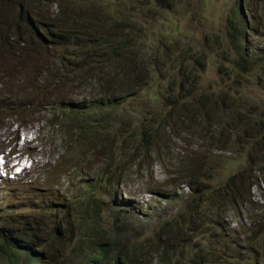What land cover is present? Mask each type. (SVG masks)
<instances>
[{
    "label": "rangeland",
    "instance_id": "rangeland-1",
    "mask_svg": "<svg viewBox=\"0 0 264 264\" xmlns=\"http://www.w3.org/2000/svg\"><path fill=\"white\" fill-rule=\"evenodd\" d=\"M136 1H133L131 11L126 10L131 14L129 21L107 9L108 6L117 8L121 0H70L68 5L90 10L103 7L113 20L123 21L114 26L110 23L112 32H115L133 20L138 23L146 21L140 16L142 6ZM149 1L157 5L156 8L150 7L147 37L157 60L154 63L148 61L149 70L139 81V93L136 90L130 92L125 98L127 103L120 109L131 111L133 123L126 132L128 137L135 126L141 123L148 126L152 121L163 124L166 131L157 134L160 145L156 151L151 149L142 156L136 149H130L124 162L136 158L137 165L142 162L138 167L141 170L133 167L134 162L127 164L124 170L121 168L125 178L122 185L113 189V196L143 214L141 219L133 220L134 226H130L134 229L133 236H150L156 230V224L175 218L179 210L183 213L193 205L195 196L199 203L201 195H216V191L227 186L232 176L243 174L254 178L255 175L256 180H260L252 189L251 201L244 206L235 203L237 213L225 214L226 210L212 209L204 203L197 214L209 226L204 231L198 229L197 223L191 226V231L204 240L201 242H249L252 253H245L242 259L246 264L251 263L255 252H264V156L256 157L254 164H250L247 158L250 146L246 145L242 151L246 139L238 132L232 135L234 149L231 152L221 153L217 146L207 147V136L205 147L196 139L199 130L191 126L196 119L190 117V112L183 117H165L164 114L174 100L183 98L198 102L203 115L205 108L214 105L215 99L227 89L240 103L236 119L240 118V122L250 128L264 130V59L263 65L245 66L246 71H252L248 79L244 73L234 71L235 47L230 41L232 28L229 20L234 16L238 0ZM253 1L256 5L259 0ZM14 2L0 0V154H4L0 155V225L22 219L52 226L58 223L56 220H61L64 206L76 220L83 217L81 211L76 215L73 207L74 198L79 196L75 192L79 190L88 194L95 187L89 196L101 202L111 201L109 187L98 185L110 180L103 175L104 170H98L99 159L92 157L85 164L79 163L71 154H66L67 148L61 145L62 115L66 107L73 106L75 100H83V95L92 96L98 89L93 65L100 69L106 67L101 58L87 61L84 66L80 62L70 65L64 60V55H70L64 53L71 48L67 42L46 41L47 47L43 48L29 33L21 31L22 37L18 38L15 20L21 8ZM61 4L62 0L53 1L48 7L44 6L43 11L57 15ZM93 15L86 9L85 16ZM137 16L140 17L137 19ZM123 30L120 28V32ZM250 41V49L259 48L264 56L261 50L264 48L262 27ZM87 57L82 54V58ZM192 79L200 82L195 89H192ZM232 97L221 98L229 112L234 106ZM256 132L252 131L254 135ZM17 162L20 164L15 165ZM182 168L190 174L197 171L205 174L198 183L197 195L186 184L188 179L175 178ZM242 168L247 171L242 172ZM68 180L73 184L70 189H66ZM84 183L93 186L85 188ZM217 205H221L219 200ZM215 209L220 214L218 218ZM217 220L222 226L213 227ZM102 221L112 231H120L110 215H105ZM72 224L73 227L78 225L77 222ZM250 228L253 233L246 236ZM71 249L67 261L75 262L77 254L85 255L81 244L75 243ZM233 262L235 260H230Z\"/></svg>",
    "mask_w": 264,
    "mask_h": 264
},
{
    "label": "trees",
    "instance_id": "trees-1",
    "mask_svg": "<svg viewBox=\"0 0 264 264\" xmlns=\"http://www.w3.org/2000/svg\"><path fill=\"white\" fill-rule=\"evenodd\" d=\"M53 1L58 0H15L14 3L21 8L19 17L15 20L16 35L20 38L21 31L29 33L43 48L47 47L46 41L67 42L71 48L64 53L70 55H64V60L70 65L80 62L84 66L87 61L101 58V63L106 68L100 69L98 65H93V69H96L93 74L97 77L98 89L93 91L92 96L83 95V100H75L74 105L67 106L62 115L61 145L67 148L66 154H71L79 163L85 164L92 157L99 159L98 170H104L103 175L110 180L98 185L109 187L111 201L101 202L94 196H89L95 187L88 194L79 190L75 192L79 196L74 198L73 207L76 215L81 211V219L76 220L64 206L61 220H56L58 223L52 226L22 219L10 220L8 224L0 225L3 228L0 229V264H232L230 260H235L233 264H246L242 257L245 253H252L249 242H201L204 240H200L191 231V226L197 223L198 229L203 231L209 226L201 215L197 214L204 203L212 209L226 210L225 214L237 213L235 203L244 206L251 201L252 189L260 180H256L255 175L254 178L243 174H240V177L234 175L226 187L216 191V195H201L198 198L199 203L196 202L195 196L193 205L183 213L179 210L175 218L171 217L156 224V230L150 236H133L134 229L130 226H134L133 220L141 219L143 214L126 205L123 199L122 204L116 199V195L113 196V189L122 185L125 178L120 169L124 170L127 164L133 162V167L142 166V162L137 165L136 158H128L124 162L130 149H136L142 156L151 149L156 151V147L160 145L157 134L166 131L163 124L152 121L148 126H142V123L135 126L128 137L126 132L133 123L130 119L131 111L120 109L127 103L125 98L130 92L136 90V93H139V81L149 70L148 61L154 63L157 60L152 44L147 41L150 7L156 8L157 5L149 0L145 3L137 0L142 6L140 16L146 21L138 23V20H133L132 23L120 27L124 28L123 31L120 32L119 28L112 32L110 23L114 26L123 21L113 20L103 7H95L93 10L87 7L77 8L68 5L70 0H62L57 15L49 11L44 12V6L48 7ZM121 1L117 8L108 6L107 9L129 21L131 14L126 10L131 11L134 0ZM254 5L253 0H238L233 10L234 16L229 20V27L232 28L230 41L235 47L234 71L244 73L246 79L252 71H246L245 66L262 64V58L264 59L259 48L251 50L248 46L250 38H255V35L261 32V27L264 29V0H259ZM86 9L94 15L85 16ZM121 10L123 12H119ZM140 16H137V19ZM261 48L264 51V48ZM82 54L88 57L84 59ZM254 59L259 60L253 62ZM192 80V89H195L200 82ZM223 97L226 100L232 96L227 89L222 91V96L215 99L214 105L207 106L203 115L198 102H189L183 98L174 100L173 105L167 106L164 116L183 117L190 112V117L196 119V123L191 126L199 130L196 139L206 147L207 136V147L217 146L221 153L234 149L233 133L238 132L240 136L244 134L246 140L242 151L246 145L250 146L247 158L253 165L255 159L264 156V130L250 128L242 124L240 118L237 120L239 100L232 97L234 106L229 112L225 110V102L221 100ZM233 113L235 115L231 116ZM253 130L257 131L255 135ZM134 137L137 141L133 142ZM215 137L221 141H216ZM139 170L141 169L138 168ZM241 171L246 172L247 168H242ZM177 177L188 179L186 184L194 195H197L198 183L205 174L198 171L190 174L182 168L175 175V178ZM67 182L66 189H70L73 184L70 180ZM92 186V183L83 184L85 188ZM171 199L177 202L174 197ZM218 200L221 205H217ZM107 214L113 218L114 225H119V232L112 231L102 221ZM216 216H220L218 211ZM72 222H77L78 225L73 227ZM216 226H222L221 222L217 220L213 227ZM76 231L78 233H74ZM252 233L253 229L250 228L246 236H251ZM75 243L84 246L85 255L77 254L75 262L67 261V254ZM247 264H264V252H255L254 261Z\"/></svg>",
    "mask_w": 264,
    "mask_h": 264
},
{
    "label": "bare ground",
    "instance_id": "bare-ground-1",
    "mask_svg": "<svg viewBox=\"0 0 264 264\" xmlns=\"http://www.w3.org/2000/svg\"><path fill=\"white\" fill-rule=\"evenodd\" d=\"M15 139H16V138H15ZM2 163H3V162H2ZM17 163H18V162H17ZM17 163H16L15 165H19V164H20V163H18V164H17ZM3 164H4V163H3ZM18 167H19V166H17V168H18Z\"/></svg>",
    "mask_w": 264,
    "mask_h": 264
},
{
    "label": "clouds",
    "instance_id": "clouds-1",
    "mask_svg": "<svg viewBox=\"0 0 264 264\" xmlns=\"http://www.w3.org/2000/svg\"><path fill=\"white\" fill-rule=\"evenodd\" d=\"M1 156H4V154H0Z\"/></svg>",
    "mask_w": 264,
    "mask_h": 264
}]
</instances>
